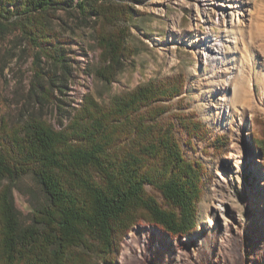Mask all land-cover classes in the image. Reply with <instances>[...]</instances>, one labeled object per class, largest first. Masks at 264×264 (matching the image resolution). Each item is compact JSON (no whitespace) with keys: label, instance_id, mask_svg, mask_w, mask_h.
I'll return each instance as SVG.
<instances>
[{"label":"trees","instance_id":"16d2710c","mask_svg":"<svg viewBox=\"0 0 264 264\" xmlns=\"http://www.w3.org/2000/svg\"><path fill=\"white\" fill-rule=\"evenodd\" d=\"M145 1L0 0V69L18 54L30 59L26 97L36 109L15 123L0 118V264H115L122 240L142 222L176 237L193 233L208 173L185 151L207 142L220 154L226 142L209 141L200 121L169 113L183 76L148 82L107 105L85 94L65 111L59 97L73 79L76 31L93 28L95 74L111 84L135 53L121 26L132 19L129 3ZM253 145L264 164V134ZM29 173L46 203L26 225L13 189Z\"/></svg>","mask_w":264,"mask_h":264},{"label":"rangeland","instance_id":"374dc122","mask_svg":"<svg viewBox=\"0 0 264 264\" xmlns=\"http://www.w3.org/2000/svg\"><path fill=\"white\" fill-rule=\"evenodd\" d=\"M129 4L132 19L121 26L135 53L111 84L95 74L100 52L93 28L71 38L73 79L59 96L65 111L85 94L107 105L138 86L182 75V94L167 104L169 113L200 121L209 141L220 136L226 144L220 154L207 142L185 151L208 173L193 233L176 237L139 223L122 240L115 264H264V164L253 145L264 134V0ZM4 55L0 47V60ZM18 55L0 69V118L12 123L36 111L26 97L30 59ZM45 118L56 126V116ZM13 197L26 225L31 210L46 203L31 173L15 181Z\"/></svg>","mask_w":264,"mask_h":264},{"label":"bare ground","instance_id":"6f19581e","mask_svg":"<svg viewBox=\"0 0 264 264\" xmlns=\"http://www.w3.org/2000/svg\"><path fill=\"white\" fill-rule=\"evenodd\" d=\"M233 111V110H232Z\"/></svg>","mask_w":264,"mask_h":264}]
</instances>
